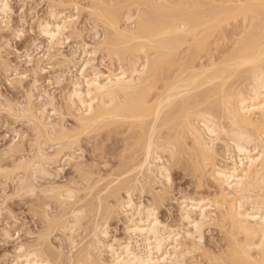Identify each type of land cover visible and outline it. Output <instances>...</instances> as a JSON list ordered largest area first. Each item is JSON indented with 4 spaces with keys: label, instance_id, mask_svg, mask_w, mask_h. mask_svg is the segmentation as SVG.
I'll use <instances>...</instances> for the list:
<instances>
[{
    "label": "rangeland",
    "instance_id": "obj_1",
    "mask_svg": "<svg viewBox=\"0 0 264 264\" xmlns=\"http://www.w3.org/2000/svg\"><path fill=\"white\" fill-rule=\"evenodd\" d=\"M8 2L10 15L3 18L0 14V264H13L15 260L14 264H24V254L30 251L46 261L50 259L49 264H113L108 249H96L97 232L103 231L107 237H100L102 243L107 240L106 244L118 248L134 242V247L139 239L132 235L130 226L142 217L137 211L145 218L144 211L155 208L161 227L170 226L167 229L180 233L187 227L180 214L185 199H219L210 176L194 170L195 151L190 138L184 155L174 161L166 156L163 159V164L171 168L168 185L156 179V173L152 178L137 169L145 129L141 123L115 118L95 121L90 128L80 122L79 108L69 101L73 84L81 82L78 71L84 59L90 60V69L85 70L89 77L98 73L105 78L120 69L130 75L134 66L157 62L154 74L160 79L195 58L198 51L193 48L155 58L153 49L140 51L137 46H114L108 41L116 36L104 18L110 11L124 28L126 24L134 27L146 15L158 26L169 18L173 8L162 6L151 12L150 0ZM53 13L74 24L65 30L69 39L58 44L49 42L41 31L45 23L53 21ZM128 17L132 20L127 22ZM207 51L213 53L215 48L208 47ZM166 134L165 126L159 128V136ZM216 148V155H222L216 156V162L225 166L226 158L220 162L223 155L226 157L224 144L218 143ZM129 197L137 206L126 210L128 213L123 207ZM203 248L207 253L204 258L195 253L188 257V264L191 257L198 258L200 264L232 263L230 254L223 253L228 249V237L222 223L207 224Z\"/></svg>",
    "mask_w": 264,
    "mask_h": 264
},
{
    "label": "bare ground",
    "instance_id": "obj_2",
    "mask_svg": "<svg viewBox=\"0 0 264 264\" xmlns=\"http://www.w3.org/2000/svg\"><path fill=\"white\" fill-rule=\"evenodd\" d=\"M150 1L151 12L161 10L162 6L173 8L169 18L157 26L146 15L134 27L126 24L123 28L110 9L113 15L109 13L104 18L116 36L108 39L109 43L137 46L140 51L153 49L155 58L175 56L184 47L193 48L198 51L196 57L164 73L160 79L154 74L157 62L134 66L130 75L120 69L105 78L98 73H90L89 77L85 70L90 60L84 59L78 71L81 82L72 83L74 89L68 100L79 108L80 122L88 126L115 118L141 123L145 129L140 145L141 165L137 169L141 175L146 172L152 178L156 173V179L159 177L168 185L171 168L163 164L164 157L174 161L184 155L190 138L195 151L194 170L210 176L219 199H185L180 214L187 227L182 233L167 229L170 226L162 228L155 208L145 210V218L137 211L144 219L136 222L133 216L136 223L129 228L139 239L135 248L134 242L118 248L106 244L107 240L102 243L100 237L106 236L99 229V236L94 237L98 239L96 249H108L117 264H188L189 256L207 254L203 248L207 224L220 222L228 237V249L223 253L233 258L231 264H264V0ZM10 10V2L0 0L3 18L10 15ZM52 15L53 21L45 23L41 31L53 44L67 41L65 30L72 28V20ZM131 20L127 18V22ZM211 46L215 48L213 53L207 51ZM85 55L88 57L89 53L86 51ZM164 126L167 134L161 137L158 130ZM218 143L226 149V157L223 155L220 160L226 158L225 166L216 162ZM132 200L129 197L123 211L137 206ZM126 212L124 215L128 216ZM117 242L116 246L120 241ZM30 252L24 254V264H49L50 259L46 261L41 254ZM191 258L190 264H200L198 258Z\"/></svg>",
    "mask_w": 264,
    "mask_h": 264
}]
</instances>
